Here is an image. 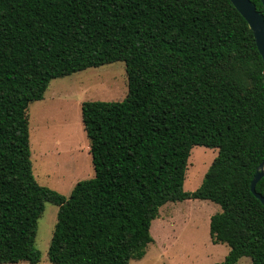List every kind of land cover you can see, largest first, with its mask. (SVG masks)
I'll use <instances>...</instances> for the list:
<instances>
[{
  "label": "trees",
  "instance_id": "16d2710c",
  "mask_svg": "<svg viewBox=\"0 0 264 264\" xmlns=\"http://www.w3.org/2000/svg\"><path fill=\"white\" fill-rule=\"evenodd\" d=\"M264 14L261 0H251ZM123 62L128 94L84 102L95 176L69 197L33 173L30 106L53 80ZM218 151L184 183L194 147ZM264 59L231 0H0V264H39V220L59 208L51 264H131L168 203L210 201L217 264H264ZM256 192L264 197V178Z\"/></svg>",
  "mask_w": 264,
  "mask_h": 264
},
{
  "label": "rangeland",
  "instance_id": "374dc122",
  "mask_svg": "<svg viewBox=\"0 0 264 264\" xmlns=\"http://www.w3.org/2000/svg\"><path fill=\"white\" fill-rule=\"evenodd\" d=\"M128 94L126 66L118 62L53 80L43 101L30 106V145L37 182L65 197L74 187L95 176L90 141L82 122L84 102H118ZM218 155V151L194 147L189 159L184 190L196 191ZM221 211L210 201L168 203L160 209L151 227L154 242L142 260L131 264H217L230 252L226 244L212 243L211 217ZM59 208L46 204L39 220L36 248L39 264H51L48 251ZM28 264V263H21ZM238 264H252L242 258Z\"/></svg>",
  "mask_w": 264,
  "mask_h": 264
},
{
  "label": "water",
  "instance_id": "95a60500",
  "mask_svg": "<svg viewBox=\"0 0 264 264\" xmlns=\"http://www.w3.org/2000/svg\"><path fill=\"white\" fill-rule=\"evenodd\" d=\"M261 1L264 6V0ZM231 2L247 21L256 39L259 52L264 59V14L257 10V6L251 0H231ZM263 178L264 161L259 166L251 185L252 193L264 205V197L256 192V186Z\"/></svg>",
  "mask_w": 264,
  "mask_h": 264
}]
</instances>
